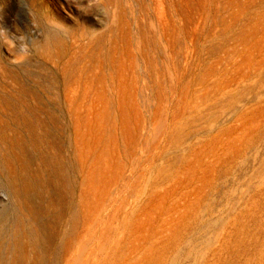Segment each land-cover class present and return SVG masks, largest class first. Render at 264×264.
<instances>
[{
	"label": "rangeland",
	"instance_id": "obj_1",
	"mask_svg": "<svg viewBox=\"0 0 264 264\" xmlns=\"http://www.w3.org/2000/svg\"><path fill=\"white\" fill-rule=\"evenodd\" d=\"M12 106L67 113L57 264H264V0H0Z\"/></svg>",
	"mask_w": 264,
	"mask_h": 264
},
{
	"label": "bare ground",
	"instance_id": "obj_2",
	"mask_svg": "<svg viewBox=\"0 0 264 264\" xmlns=\"http://www.w3.org/2000/svg\"><path fill=\"white\" fill-rule=\"evenodd\" d=\"M75 90H64L69 104ZM70 117L77 127V114ZM67 123V113L59 109L12 106L0 112V264H57L70 232L67 218L74 212L72 162L64 143L56 141ZM79 161L86 178L90 172ZM84 190L82 186V206ZM62 264H71L69 257Z\"/></svg>",
	"mask_w": 264,
	"mask_h": 264
}]
</instances>
